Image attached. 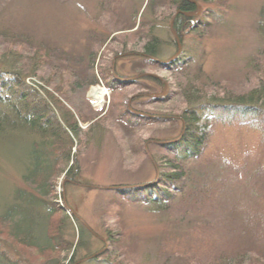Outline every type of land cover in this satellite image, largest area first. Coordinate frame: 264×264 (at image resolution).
<instances>
[{
    "label": "rangeland",
    "instance_id": "374dc122",
    "mask_svg": "<svg viewBox=\"0 0 264 264\" xmlns=\"http://www.w3.org/2000/svg\"><path fill=\"white\" fill-rule=\"evenodd\" d=\"M149 1L0 0V56L14 47L46 57L45 47L57 48L71 57L43 58L46 66L40 75L55 80L76 76L69 78V103L85 119L79 123L80 141L74 140L72 147L79 172L72 184H67L65 172L59 174L51 198L58 203L66 198L70 210L94 234L88 250L98 254L90 259L79 251L61 264H104L110 259L109 246L97 237L116 230L123 231L131 245L126 264H163L165 257L173 264H208L219 254H243L240 264H264V127L227 118L238 116L235 112H223L226 119L215 121L213 115L221 114L214 111L194 125L197 133L208 134V142L180 180L179 199L168 210L130 202L114 207L110 192L101 190L156 182L159 158L171 156L161 145L178 139L184 130L174 119L186 106L185 97L208 109L213 96L246 94L257 82L256 71L264 69V18H259L264 0H220L224 10L198 7L178 45L168 31V0ZM203 16L210 24L198 22ZM148 28L162 44V58H179L178 67L153 68L135 56ZM65 65L73 72L64 71ZM101 70L128 82L111 91L98 79ZM139 73L151 78L139 80ZM92 77L100 82L86 85ZM201 82L205 96L198 100L194 88L201 89ZM27 83L47 98L40 89L43 80L30 76ZM93 87L106 89L100 106L91 97ZM125 109L158 118L122 123L117 116ZM20 136L23 139L0 136V211L14 189L23 186L28 144L27 135ZM69 233L72 240L75 232ZM0 247L23 264L42 263V257L13 245L1 232Z\"/></svg>",
    "mask_w": 264,
    "mask_h": 264
},
{
    "label": "trees",
    "instance_id": "16d2710c",
    "mask_svg": "<svg viewBox=\"0 0 264 264\" xmlns=\"http://www.w3.org/2000/svg\"><path fill=\"white\" fill-rule=\"evenodd\" d=\"M150 2L148 0L147 4ZM207 6L226 9L223 8V3L220 0L167 1L169 9L167 10L170 12L168 16L171 17L168 31L173 34L177 45L179 40L187 34L186 29L190 25L194 12L198 11V7L206 9ZM260 17L264 18V8L259 12ZM141 18L142 16H139L140 21ZM198 20V22L210 24L205 17L203 19L199 17ZM148 29L144 32L141 49L135 51V56L141 59L143 64L153 68L165 65L169 70H173L178 67L181 63L178 61L179 58L174 56L170 59L162 58V44L158 36L152 33V29ZM44 49L46 53L43 55L49 59L50 54L54 58L67 54L57 48L45 47ZM6 53H2L3 55L0 56V136H19L23 139L20 135H27L24 139L28 144V165L21 175L23 186L14 189L11 200L0 211V232L13 245L30 250L42 257L41 264H61L68 256L73 257L79 251H86V256H89L87 258L93 259L98 253L92 254L88 250L90 240L94 239L92 231L74 211L70 210L65 197H61L62 203L51 198L54 192L53 182L59 174L65 172L68 175L67 180H69L67 184H72L74 177L79 172L77 162L73 159L72 147L74 140L80 141L82 130L79 123L85 122V119L81 117L77 107L69 103L71 99V88H69L71 80L69 78L72 75L76 79V76L72 73L66 80L64 78L55 80L52 75L44 77V75H40V72L46 66L43 62V58L47 60L46 57L39 55L36 58L34 55L25 54L24 51L14 47L8 49ZM66 57L70 58L71 55L67 54ZM64 60L66 61L65 58ZM63 70L67 73L73 72L69 65H65ZM256 72L258 73L257 82L250 91L240 95L213 96L210 98L213 105L208 109L206 106L202 107L201 104L194 105L195 100L185 97L186 106L174 119L175 122H180L184 130L178 139L164 141V144L161 145L162 148L168 150V154L171 156L163 155L159 158L161 161L159 166L163 167L162 169L158 166L157 169L156 166L154 167L155 173H158V180L145 186L101 189L103 192H110L112 205L117 207L124 202L144 203L157 210H168L179 199L180 187L183 185L180 180L188 176L189 171L193 168L192 163L201 156L207 145L208 134L197 133V128L194 126L206 114L212 116L214 111H220L221 115H213V119L219 121V119H226L222 115L223 112L232 111L238 116L227 117L231 121L251 127H264V69L261 67ZM99 74L100 78L98 79H101L100 81L111 91L128 82H124V79L113 73L108 74L101 70ZM105 74L111 75L110 80ZM30 76H37L44 81L40 89L43 90L47 98H42L40 92L27 83V78ZM150 78L151 76L147 74L139 73L138 75L139 80ZM98 79L92 77L86 85L100 82ZM154 80L161 83L160 80ZM73 84L78 88L83 85L78 81ZM210 84L213 85V83ZM200 85L201 89L194 88L198 100L205 96V93L201 91L206 86L202 82ZM48 87L50 91L47 90ZM155 98L153 97L152 100L156 101ZM147 118L155 120L158 117L135 114L128 109L119 111L117 116L120 122L133 125L138 124L139 120ZM94 123L95 121L89 125L88 132H91ZM178 191L179 193H177ZM178 219L183 220L184 216H179ZM173 224L175 225V223ZM69 231L75 232V237L72 240L69 239L71 234ZM97 238L109 246L107 250L110 259L105 260L104 264L129 263L126 258L131 252V245L127 243L123 231H108L105 236ZM166 255L168 257V254ZM243 256V254L234 257L219 254L216 258L209 260L208 264H240ZM164 259L163 264H173L166 257ZM0 264L23 263L19 261V257H10L0 247Z\"/></svg>",
    "mask_w": 264,
    "mask_h": 264
},
{
    "label": "bare ground",
    "instance_id": "6f19581e",
    "mask_svg": "<svg viewBox=\"0 0 264 264\" xmlns=\"http://www.w3.org/2000/svg\"><path fill=\"white\" fill-rule=\"evenodd\" d=\"M106 94V89L105 88H100V87H93L91 89V97L93 98L95 104L97 106H100L102 101H103V97Z\"/></svg>",
    "mask_w": 264,
    "mask_h": 264
}]
</instances>
